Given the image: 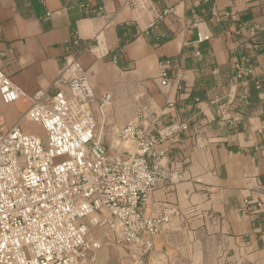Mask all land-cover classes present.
I'll return each instance as SVG.
<instances>
[{
  "label": "crops",
  "instance_id": "obj_1",
  "mask_svg": "<svg viewBox=\"0 0 264 264\" xmlns=\"http://www.w3.org/2000/svg\"><path fill=\"white\" fill-rule=\"evenodd\" d=\"M129 2L0 0V70L22 93L0 99L1 130L18 124L44 139L42 127L24 118L31 97L52 93L59 70L76 57L97 119L100 99L111 97L102 140L136 122L140 106L147 110L139 127L151 137L185 126L177 141L156 146L165 152L162 165L181 178L149 198L146 215L165 206L175 213L152 238L145 264H264V0ZM253 35V71L240 80L238 47ZM157 37L166 40L155 44ZM168 60L163 87L158 74ZM243 94L244 109L236 101ZM110 235L118 264H134L135 248Z\"/></svg>",
  "mask_w": 264,
  "mask_h": 264
},
{
  "label": "built area",
  "instance_id": "obj_2",
  "mask_svg": "<svg viewBox=\"0 0 264 264\" xmlns=\"http://www.w3.org/2000/svg\"><path fill=\"white\" fill-rule=\"evenodd\" d=\"M208 39L198 35L199 42ZM71 44L80 45L75 36ZM88 47L86 43L81 50ZM238 48L235 75L241 80L253 71L255 36ZM170 64L166 61L158 74L163 87L170 85ZM51 88L52 93L36 92L24 115L42 127L44 139L23 133L18 124L7 132L0 128V264H84L85 255L101 247L88 238L97 228L133 246L134 264H145L152 238L175 213L165 206L156 217L146 215L149 198L158 187L181 178L162 165L165 152L156 146L177 141L185 126L169 125L151 137L139 127L147 107H137V121L114 133L118 141H130L135 151L110 157L102 140L110 95L97 105L98 126L91 109L93 87L76 57L65 62ZM21 95L0 70L1 101L11 103ZM236 101L242 109L248 103L245 94Z\"/></svg>",
  "mask_w": 264,
  "mask_h": 264
},
{
  "label": "rangeland",
  "instance_id": "obj_3",
  "mask_svg": "<svg viewBox=\"0 0 264 264\" xmlns=\"http://www.w3.org/2000/svg\"><path fill=\"white\" fill-rule=\"evenodd\" d=\"M96 114L99 117L98 119L95 117L99 126L100 116L97 112ZM104 128H106V126ZM103 142L108 149L110 157L117 156V154L121 151H129L131 153L135 151V147L130 141L122 142L117 139L103 138ZM109 235L110 233L106 229L97 228L90 230L88 238L92 241H98L101 244V247L97 250L90 251L85 255L86 264H118V257L115 254L116 250L112 247V245L107 244Z\"/></svg>",
  "mask_w": 264,
  "mask_h": 264
},
{
  "label": "trees",
  "instance_id": "obj_4",
  "mask_svg": "<svg viewBox=\"0 0 264 264\" xmlns=\"http://www.w3.org/2000/svg\"><path fill=\"white\" fill-rule=\"evenodd\" d=\"M166 40V38H164V37H157V38H154V43L155 44H160V43H162V42H164ZM198 99V98H197ZM195 101H198V100H195Z\"/></svg>",
  "mask_w": 264,
  "mask_h": 264
}]
</instances>
